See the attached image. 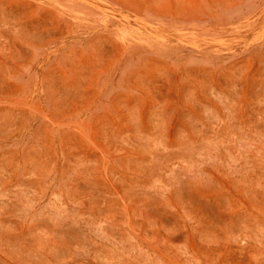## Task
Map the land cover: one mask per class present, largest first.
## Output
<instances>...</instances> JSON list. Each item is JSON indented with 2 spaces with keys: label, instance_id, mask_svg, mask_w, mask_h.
Listing matches in <instances>:
<instances>
[{
  "label": "rangeland",
  "instance_id": "rangeland-1",
  "mask_svg": "<svg viewBox=\"0 0 264 264\" xmlns=\"http://www.w3.org/2000/svg\"><path fill=\"white\" fill-rule=\"evenodd\" d=\"M0 264H264V0H0Z\"/></svg>",
  "mask_w": 264,
  "mask_h": 264
}]
</instances>
